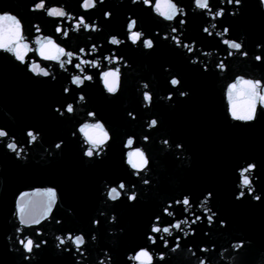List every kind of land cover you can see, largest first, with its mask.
I'll use <instances>...</instances> for the list:
<instances>
[{
	"label": "water",
	"instance_id": "1",
	"mask_svg": "<svg viewBox=\"0 0 264 264\" xmlns=\"http://www.w3.org/2000/svg\"><path fill=\"white\" fill-rule=\"evenodd\" d=\"M36 2L0 0V14L18 16L29 43L36 35L32 25L39 23L41 35L53 37L66 51L93 63L82 65L81 73L75 67L79 60L73 58L72 64L65 65V72L58 63L40 59L36 52L29 53L23 65L0 52V130L7 133L0 137V264H100L101 260L104 264H140L128 256L134 257L141 250L149 252L152 264H201V260L205 264H264V107L258 105L256 121H231L227 99L228 86L237 76L260 79L264 86V49L256 51L257 44L264 45V11L259 8V0H241L237 17L229 15L237 7L235 0L231 8L227 0L223 4L221 0H209L213 14L220 7L225 9L224 17L215 21L207 10L195 9L194 0H173L187 15H178L171 22L154 13L156 0H152V7L144 6L143 0L136 5H131V0H105L103 5L96 0L97 8L88 12L80 8L82 0H46V8L64 6L77 20L83 16L89 24L98 17L104 29L85 32L81 27L79 33L69 31L67 40L62 39L63 29L71 30L72 23L67 18H49L45 12H30V5ZM105 11L112 12L110 20L104 19ZM129 17L137 22L133 31L143 32L135 45L127 31ZM181 20L186 23L181 25ZM213 23L216 29L211 28ZM58 25H62L59 34ZM205 26L212 31L211 37L203 34ZM225 26L229 33L223 39L240 42L246 38L241 52L229 49L217 37L216 32H222ZM165 35L167 40L163 39ZM110 36L124 43L111 45ZM173 37L181 42L179 47ZM149 38L154 47L145 49L143 41ZM192 41L196 45L189 52L184 45L191 47ZM229 51L234 55L228 56ZM243 51H248V58H242ZM205 52L211 55L205 56ZM253 54L262 56L260 64ZM33 60L50 69L56 81L52 82L51 76L36 77L27 72ZM193 60L197 63H191ZM221 61L227 71L217 68ZM166 67L171 71L166 73ZM117 68L118 90L112 95L102 77ZM73 75L82 79L90 75L92 81L86 80L83 87L77 88L71 84ZM172 76L181 81L175 88L169 84ZM65 86L70 89L67 94ZM181 90L189 91L190 96L180 98ZM145 91L152 96L150 107L142 106ZM78 93L85 95L86 102L77 103ZM168 93H173L171 101L159 99ZM69 103L73 104L72 113L66 111ZM55 107H60L63 117ZM90 111L95 112L94 117L88 116ZM153 118L157 119V127L148 130L147 122ZM97 121L104 123L112 139L89 158L83 153L90 145L78 129L86 122ZM28 131L37 136L34 142ZM128 138L134 140L131 148L125 147ZM164 139L169 140L167 145L162 143ZM61 140L64 144L55 148ZM12 142L16 152L7 149ZM137 149L144 151L149 160L138 175V170L126 163L127 152ZM251 162L257 163L254 171L259 177L258 181L252 178L257 188L252 196L258 193L261 199L253 202L245 187L244 197L237 201L235 196L241 191L237 185L242 180L239 170ZM145 180L149 183L144 184ZM121 181L124 190L118 187ZM112 187L121 192L115 201L108 195ZM49 190L56 192L50 212ZM208 192L212 196L201 207ZM133 193L136 200L129 201ZM21 196L25 197L23 202ZM185 196L190 201L187 209L177 203ZM21 207L27 219L39 218L40 223L22 224ZM166 208L173 215L165 214ZM205 209L210 211L206 213ZM113 214L116 221L110 222ZM197 217L200 219L193 224ZM181 220L191 226L181 225L179 230L171 227ZM153 224L161 229L171 227L173 235L152 232ZM184 233H189L187 238ZM93 234L97 236L95 242ZM79 235L85 243L77 251L67 237L75 239ZM149 235L155 238V244ZM17 236L37 243L46 240L47 244L41 243L39 249L34 246L28 253ZM57 236L66 241L59 248ZM177 238L180 246L173 252ZM164 241L168 242L167 248ZM233 245L243 246L237 250ZM19 247L20 254L15 251ZM160 253L165 255L163 261L158 258ZM24 255L33 258L25 261Z\"/></svg>",
	"mask_w": 264,
	"mask_h": 264
},
{
	"label": "clouds",
	"instance_id": "2",
	"mask_svg": "<svg viewBox=\"0 0 264 264\" xmlns=\"http://www.w3.org/2000/svg\"><path fill=\"white\" fill-rule=\"evenodd\" d=\"M141 2V0H131V5H136L139 4ZM99 3L101 5L105 4V0H99ZM118 3H124V0H118ZM221 3L223 4V0H221ZM228 6L229 8H231V5L233 3V0H227ZM143 4L146 7H150V4L147 2V0H143ZM194 6L195 9H199V10H207V14L209 16H211V19L213 21H215L217 18H223L224 17V13H225V9L223 7H220L214 14L212 13L211 8L209 7V0H194ZM236 9L232 10L229 12V15L231 17H237L240 14V9H241V0H237L236 2ZM245 5H243L244 8ZM80 8L84 11V12H88L92 9L97 8V3L96 0H82V3L80 4ZM259 8L261 11H264V0H259ZM30 12L36 13V12H45L46 16L49 18H67V21L69 23H72V29L68 30V29H63V36L62 39L67 40L68 36H69V31L72 32H76L79 33L81 27H83V29L85 30V32L87 31H92V32H98V31H103L104 29L100 26V21L99 18H95L92 20L91 24H88L85 21V18L83 16H80L77 20V18L75 16H73L70 12L66 11L64 6H51L46 8V0H38V2L30 5L29 8ZM153 11L156 15L162 17L164 20L166 21H174L176 19V17L178 15H187V13L185 12V9L183 7H179L176 3L173 2V0H156V4L153 8ZM112 12L111 11H105L104 12V19L105 20H110L112 18ZM130 19V23L133 21H136L135 19H131V17H129ZM75 21V22H74ZM74 22V23H73ZM127 25V31L130 32L129 30V24ZM186 23L185 20H181L180 24L184 25ZM23 28L24 25L21 21V19L12 14L11 12H6L3 14H0V52H5L7 53L9 56L14 57L15 61L19 62V65H23L26 63V57L29 55V53L31 52H36V54L40 57V59H42L43 61H53L59 64V68L61 71H67V68L65 67V64L61 62L62 58L67 55L68 57V61L69 63L67 65L71 64V60H73V58H77L78 56H75V53H73L72 51H66L65 47L60 46L59 44H57L54 40L53 37L51 36H44L41 35L42 33V28L41 25L39 23H34L32 25V28L35 30L36 35L34 36L33 40L31 41V43L28 42V37L25 36L23 34ZM211 28L212 29H216V24L213 23L211 24ZM62 31V25H58L56 28V32L59 34ZM176 29L172 28V32H175ZM207 34L208 37H211L213 35L212 31L209 30L208 26L203 27V34ZM229 33V28L227 26H225L223 28V31H217L216 35L217 37L221 38V42L223 45H229L231 44V47H228L231 50H235V52H241V49L245 46L244 44V39L243 38L240 42H236L235 40H228V39H223L224 36H227ZM139 35H143V32H139ZM89 40L92 39V37H88ZM163 39L167 40L168 36L165 35L163 37ZM173 39H176V37H173ZM178 40V39H176ZM119 42V43H114V42ZM147 41L150 42V44L148 46H144L145 49H152L154 47V42L151 38L147 39ZM132 44L135 45L137 42L133 39L131 40ZM108 43L111 45H116L119 46L121 43H124V41L120 40L117 36H110L108 39ZM32 44H34L36 47L33 48ZM177 47H179V43H176ZM196 45V41H192V46L189 47V45L187 43H185V47L186 49H188L189 52H191ZM261 49H264V45L262 44H257L256 45V51L260 52ZM96 51L95 45H93V52ZM80 52L83 54L84 53V49L81 48ZM205 56H209L211 55V53L205 52L203 53ZM234 55L233 51H229L228 52V56H232ZM249 53L248 51H243L242 52V58H248ZM254 56V60L255 62H257V64H260L259 62L262 59L261 55H257V54H253ZM252 56V59H253ZM107 59H109V57H106ZM93 63L92 61H85V60H81V64H87V63ZM191 63L195 64L197 63L196 60L191 61ZM81 64H77L75 67L77 69H80ZM217 68L224 72L227 71V67L226 65L223 63V61H221L218 65ZM120 69L117 68L116 69V73H119ZM164 71L166 73L170 72L171 69L170 67H166L164 69ZM204 71L207 72V66L204 67ZM27 72L31 73L33 76L36 77H49L51 76L52 82L56 81V75L50 71V69L48 68H44L41 66L40 63H38L36 60L31 61V63L28 64L27 67ZM116 73H110L107 77H105V74H103V83L106 86V82L107 85L112 87L114 90L113 91H108L107 88V92L115 95L117 93V75ZM87 81H92V78H89ZM180 79L177 78V76H172V78L169 80V84L172 87H177L180 85ZM71 84L75 85L77 88L83 87L84 83L81 82L79 79H77V75H73L71 78ZM143 88L147 89L148 88V84L144 83L143 84ZM69 87L65 86L64 92L65 94H67L69 92ZM179 97L180 98H188L190 96V92L187 90H181L178 92ZM78 100L77 103H81V102H86L85 101V95L83 93H78ZM145 97H152L151 94L147 91H145L143 93V107H150L151 106V100H146ZM173 97V93H168L167 97L165 98L164 96H160L159 99L163 100L165 103H168V101H171ZM227 99L230 103V120L231 121H239V122H244V123H249V122H253L256 121L257 119V110H258V105L260 107H264V86H262V82L260 79H251V78H245L244 76H237L236 80L234 83L229 84L228 86V90H227ZM146 102V103H145ZM173 107H175V104L173 103L172 105ZM55 112H58L60 114L61 117L64 116V112H62L60 110V107H55ZM66 111L68 113H72L73 112V104L69 103L66 107ZM129 116L132 117V119H135V116L133 115V113L129 112L128 113ZM88 116L90 117H94L95 116V112H88ZM148 123V130H150L151 128H155L157 127V119L153 118L151 119ZM3 131V130H0ZM78 131L83 135V132L86 131L87 132V139H85L86 143L90 145V147L87 149V151H85L83 153L84 156L91 158V156L88 155L89 152H94V151H98L102 146L106 145L111 139V135L110 133L107 131V129L105 128V125L103 122L97 121L95 123H84L81 127H79ZM5 132V131H4ZM29 133H33L32 131H28L27 135L29 136ZM76 136V133L73 132L72 133V138H74ZM30 137V136H29ZM83 137L85 138V136L83 135ZM145 140H147V137L144 138ZM32 140V139H31ZM33 142L35 140H32ZM129 141L134 142L133 138H128L125 144L126 148H129ZM163 144L167 145L169 143L168 139H164L162 141ZM64 144V141L61 140L59 143H56L55 148L59 149L61 147V145ZM59 146V147H58ZM182 145H177V147H181ZM80 147H83V145H81ZM7 149L12 150L9 147V144L7 145ZM105 152H107V149H105ZM100 155H103V153H100ZM126 163L128 165L131 166L132 169H140V170H144L148 164H149V160L146 157V154L144 151L138 149L135 152H127V159H126ZM245 168L249 169L248 174L251 175H247V181L242 184H238L237 187L241 189V191L239 192V194H237L235 196V199L237 201L241 200L245 193L243 191V189L245 187L248 188V194L249 196L252 197L253 202H258L261 199V194H256L254 196H252L253 192H256L257 188L256 185L252 184V178L254 177L256 181L259 180V177L255 176V169L257 168V163L255 162H251V163H247L246 167L242 168V170H239V175L241 177V173L245 170ZM138 175V173H137ZM149 183V181L145 180L144 184ZM119 185H125L124 182H120ZM135 186L133 185V188ZM115 188V187H112ZM207 198L205 200L211 198L212 193L208 192L207 194ZM132 196L136 197V194L133 193ZM111 199V198H110ZM185 200H189V197L185 196L184 197ZM113 200V199H111ZM204 200V201H205ZM115 201V200H113ZM129 201H135L132 199H129ZM177 203L179 204L180 201H177ZM171 205H169L170 207ZM48 211H51V208L48 209ZM206 213L207 211H210V209L205 210ZM165 214L169 215L168 209H164ZM47 215V212H46ZM103 215V213H102ZM173 215V214H172ZM156 220H159V217L156 218ZM209 220V227L211 226V221L212 218L211 216L208 217ZM116 221V216L113 214L111 221L110 222H115ZM185 220H181L176 222L174 225H172L171 227L174 226H178L181 222H183ZM40 223V221H39ZM59 223V221H58ZM98 223V222H96ZM192 223H195V220L192 221ZM223 223V222H222ZM22 224H26V225H31L33 224L31 219H29L27 222L22 223ZM155 226V224H153V227ZM171 227H164V232L168 234L169 236L173 235V233L171 232L169 234V230L171 229ZM151 229V231H152ZM177 230H179V228L177 227ZM17 232L21 231V229H17ZM122 231V230H121ZM153 232V231H152ZM192 235H195V232L193 231L191 233ZM185 238H187V236L189 235V233H184ZM76 237H83L82 235L76 236ZM84 238V237H83ZM97 239L96 234L92 235V241L95 242ZM148 239L152 242V244L156 243V240L153 236L149 235ZM17 240L19 241V245H23V242L19 239V237L17 236ZM25 241L27 240H33L29 237H25L24 239ZM56 240L59 241V244L56 245L57 248H59L60 245H62L61 240L62 238L60 236L56 237ZM163 240V238H162ZM8 241L9 244L12 243V238L11 235L8 237ZM42 244H47V241H41ZM85 243V239L83 241L82 244H80L79 246H77V251L80 250V247ZM179 238H177L176 240V246L172 249L173 252H175L177 250V248H179ZM243 245H233V247L238 248L242 247ZM24 247V245H23ZM41 246H37L36 248L39 249ZM164 247L167 248L168 247V242L164 241ZM24 250L26 252H28L25 248ZM191 251V249H189ZM202 251H207L206 248H202ZM9 251H12V248H9ZM15 251L17 253L20 254V247L19 248H15ZM146 250H141L138 252L142 253ZM28 253H32V252H28ZM138 254L134 257H137V259H135L136 261H139L140 264H152V258H149V256H145V255H139ZM81 255H83V253H81ZM193 255H195V253H193ZM105 256L107 257V252H105ZM33 257L31 256H27L24 255L23 259L25 261H28L30 259H32ZM158 258L163 261L165 259V255L163 253H160L158 255ZM85 259H87V257H85ZM109 260H111V257H108ZM129 260L133 259V256L131 254H129L128 256ZM100 264H104V261L101 260ZM201 264H205L204 260H201Z\"/></svg>",
	"mask_w": 264,
	"mask_h": 264
},
{
	"label": "snow or ice",
	"instance_id": "3",
	"mask_svg": "<svg viewBox=\"0 0 264 264\" xmlns=\"http://www.w3.org/2000/svg\"><path fill=\"white\" fill-rule=\"evenodd\" d=\"M147 2L150 4V7L153 6V5H152V0H147ZM236 2H237V0H235V3H236ZM155 4H156V2H155ZM154 6H155V5H154ZM88 24H89V23H88ZM136 24H137L136 21H133V22H131V23L129 24V30H130V36H129V39H130V40H133V39H134L136 42H138V41L141 40V37H142V36L138 34V33H139L138 31H133V29L136 27ZM114 43H119V42L117 41V42H114ZM176 43H179V44H180L181 42H180L179 40H176ZM149 44H150V42L147 41V39H144V41H143V46H148ZM227 46H228V47H231L232 45L229 44V45H227ZM184 47H185V45H184ZM73 53H74V52H73ZM64 57H67V55H65ZM76 59L79 60V63H78V64H81V60H82V59H81L80 57H77ZM85 61H86V60H85ZM61 62L64 63L65 65H67V64L69 63V61H68V57H67V59H62ZM72 62H73V60H71V64H72ZM109 62H110V63L113 62L111 57H109ZM87 64H92V63L89 62V63H87ZM76 65H77V64H76ZM76 65H75V66H76ZM82 65H84V64H81V67H80V69H79V71H80L81 73L84 72V68L82 67ZM93 66H94V67H95V66H98V62H97L95 65H93ZM110 73H116V70H115V71H107V72H105V73H104V74H105V77H107ZM116 75H117V86H118L119 75H118V73H116ZM89 78H92V77H91L90 75H84V76H83V79H82L81 76L77 75V79H79V80H80L81 82H83V83H84L86 80H88ZM106 87L108 88V91H110V92L114 90L112 87H110V86L107 85V82H106ZM145 99H146V100H151L152 97H145ZM83 135L85 136V139H87V132H86V131L83 132ZM5 136H7V133L4 132V131H0V137H5ZM29 136L31 137L32 140H36V139H37V136L34 135L33 133H29ZM133 143H134V142L129 141V148H131V147L133 146ZM9 147L12 149L13 152H16V151H17V147H16V144H15L14 142L9 143ZM58 147H59V146H58ZM137 150H138V149H137ZM137 150H135V151H137ZM21 151H23V150L21 149ZM135 151H130V152H135ZM93 154H94V152H89V153H88V155L91 156V157L93 156ZM136 170H138V171H137L138 174H139L140 171H143V170H140V169H136ZM248 172H249V169L245 168V170L241 173V177H242L241 183H242V184H244V183L247 181V174H248ZM118 187H119V189L124 190L126 186H125V185H119ZM108 195H109V197H110L111 199H113V200H117V199L121 196V192L118 191V189L115 187V188H111V189L109 190ZM125 195H127V192H125ZM47 196H48V199H49L48 209H50L52 203H54L55 200H56V192L53 191V190H49L48 193H47ZM24 198H25L24 196H21V197H20V200L23 202V201H24ZM128 199L136 200V197L130 195V196H128ZM180 203H182L184 206H186V209H187V206H189L190 201H189V200H185V199H183V201H182V202L180 201ZM206 204H207V200H205V201L202 203L201 207H204ZM205 210H207V209H205ZM45 215H46V212H45ZM169 215H172V213L169 212ZM211 218H212V216H211ZM199 219H200V217H197V218L195 219V223H196L197 220H199ZM20 220H21V223H25V222H27V221L29 220V219H27L26 216H25V213H24V209H23V207L20 208ZM31 221H32L33 224H39L40 219H39V218L31 219ZM181 225H186V226H188V227L191 226V225L188 224V221L185 220V221L181 222L178 226H174V228L177 229V227H178L179 229H181ZM152 231H153L154 233H161V232H164V228L161 229L160 227L154 226L153 229H152ZM171 232H172V229L169 230V234H170ZM162 238L164 239L163 236L160 237L161 240H162ZM67 240L72 241V243H74V244L76 245V247H77V246H79L80 244L83 243L84 238H83V237H75V239H73L72 236H69V237H67ZM21 241L23 242L24 248H25L28 252H33V248H34V246H35V248H36L37 246H41V242H40V243H37V242H34L33 240H27V241H25V240H23V239H21ZM61 243H62V244H65V243H66L65 239H62V240H61ZM139 255H145V256H149V258H152L148 251H144V252H142V253H139L138 256H139ZM133 259L135 260V259H137V257H133Z\"/></svg>",
	"mask_w": 264,
	"mask_h": 264
}]
</instances>
